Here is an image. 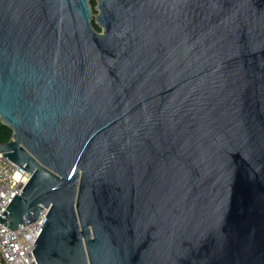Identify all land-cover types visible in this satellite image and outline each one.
<instances>
[{"label":"water","instance_id":"95a60500","mask_svg":"<svg viewBox=\"0 0 264 264\" xmlns=\"http://www.w3.org/2000/svg\"><path fill=\"white\" fill-rule=\"evenodd\" d=\"M0 121L38 264H264V0H0Z\"/></svg>","mask_w":264,"mask_h":264},{"label":"built area","instance_id":"2783aa9c","mask_svg":"<svg viewBox=\"0 0 264 264\" xmlns=\"http://www.w3.org/2000/svg\"><path fill=\"white\" fill-rule=\"evenodd\" d=\"M30 178V172L0 153V216ZM46 213L43 210L37 220L16 230L0 221V264H38L33 250Z\"/></svg>","mask_w":264,"mask_h":264},{"label":"trees","instance_id":"16d2710c","mask_svg":"<svg viewBox=\"0 0 264 264\" xmlns=\"http://www.w3.org/2000/svg\"><path fill=\"white\" fill-rule=\"evenodd\" d=\"M92 5L93 7L96 5V0H92ZM94 26L98 28L96 24ZM12 134H13L12 129L4 125L0 121V144L9 141L12 137Z\"/></svg>","mask_w":264,"mask_h":264},{"label":"rangeland","instance_id":"374dc122","mask_svg":"<svg viewBox=\"0 0 264 264\" xmlns=\"http://www.w3.org/2000/svg\"><path fill=\"white\" fill-rule=\"evenodd\" d=\"M96 5H97V0H96ZM96 5H95L94 7H96ZM94 9H95V8H94ZM95 12H97V11L95 10ZM95 12H94V13H95ZM99 30H100V29H99Z\"/></svg>","mask_w":264,"mask_h":264},{"label":"flooded vegetation","instance_id":"af4514ba","mask_svg":"<svg viewBox=\"0 0 264 264\" xmlns=\"http://www.w3.org/2000/svg\"><path fill=\"white\" fill-rule=\"evenodd\" d=\"M93 6V5H92ZM93 8H95V7H93ZM94 25H95V23H94ZM99 30V29H98Z\"/></svg>","mask_w":264,"mask_h":264}]
</instances>
